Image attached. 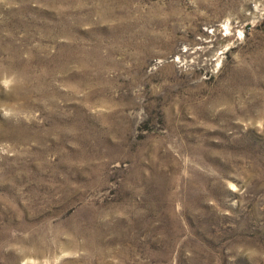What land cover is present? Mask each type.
<instances>
[{
    "label": "rangeland",
    "instance_id": "rangeland-1",
    "mask_svg": "<svg viewBox=\"0 0 264 264\" xmlns=\"http://www.w3.org/2000/svg\"><path fill=\"white\" fill-rule=\"evenodd\" d=\"M0 264H264V0H0Z\"/></svg>",
    "mask_w": 264,
    "mask_h": 264
}]
</instances>
